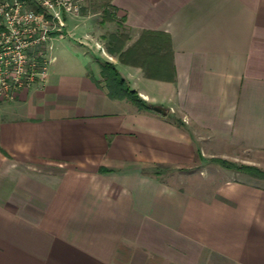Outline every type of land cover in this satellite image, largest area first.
<instances>
[{
    "label": "crops",
    "instance_id": "obj_1",
    "mask_svg": "<svg viewBox=\"0 0 264 264\" xmlns=\"http://www.w3.org/2000/svg\"><path fill=\"white\" fill-rule=\"evenodd\" d=\"M109 3L135 33L122 57L71 17L44 86L0 103V264H264V186L149 171L193 165L194 131L264 155V0ZM142 36L173 70L138 62ZM105 62L166 116L112 98Z\"/></svg>",
    "mask_w": 264,
    "mask_h": 264
},
{
    "label": "built area",
    "instance_id": "obj_2",
    "mask_svg": "<svg viewBox=\"0 0 264 264\" xmlns=\"http://www.w3.org/2000/svg\"><path fill=\"white\" fill-rule=\"evenodd\" d=\"M81 10L82 0H0V103L44 86L52 43Z\"/></svg>",
    "mask_w": 264,
    "mask_h": 264
},
{
    "label": "rangeland",
    "instance_id": "obj_3",
    "mask_svg": "<svg viewBox=\"0 0 264 264\" xmlns=\"http://www.w3.org/2000/svg\"><path fill=\"white\" fill-rule=\"evenodd\" d=\"M110 13L109 18L101 23L103 9ZM81 14L90 15L96 19L103 29L98 32L97 40H100L99 50L108 52L107 43L103 39L111 40L114 35L120 36L124 44L135 37V33H130L124 29L121 19L117 17L114 9L109 5V0H82ZM82 25V24H81ZM80 25V26H81ZM88 25V24H87ZM91 25V24H90ZM88 31V26L83 29ZM103 34V35H101ZM144 45L136 51L138 62L146 63L153 68H160L161 71L168 70L169 50L165 39H160L153 44L148 36H142ZM104 48V50H103ZM56 55L57 52H55ZM108 54V53H107ZM91 57V56H90ZM169 72V70H168ZM196 140V160L193 165L186 168L176 167H154L149 169L152 174L159 176L162 180L172 182L184 187L199 184L202 188H212L229 180H254L264 186V155L251 152L245 149L230 147L213 140L205 132L194 131ZM242 166L254 167L260 171L255 173L241 169Z\"/></svg>",
    "mask_w": 264,
    "mask_h": 264
},
{
    "label": "trees",
    "instance_id": "obj_4",
    "mask_svg": "<svg viewBox=\"0 0 264 264\" xmlns=\"http://www.w3.org/2000/svg\"><path fill=\"white\" fill-rule=\"evenodd\" d=\"M110 5V3H109ZM111 6V5H110ZM109 12L106 10V8L103 9V19L101 23H104L109 18ZM109 48L108 52L111 54L119 53L120 57L124 55L125 52L122 53L124 48V42L121 40L120 36L114 35L111 40L108 41ZM144 68L148 70V74L152 76H162L160 73L157 74H151L149 72L148 65H143ZM170 69H172V65L170 66ZM160 70V68H158ZM172 72V71H171ZM101 73L102 77L104 78L106 85L109 89V95L112 98H123L128 100L130 103H132L134 106H136L139 110L143 111H149L153 112L162 116H166L165 109L162 107L154 106L151 104L146 103L136 91L132 90L125 82V80L122 78V76L118 73L115 66L112 63L105 62L101 64ZM241 169L246 170L247 172L252 171L255 173H260V171L254 167L249 166H242ZM251 173V172H249Z\"/></svg>",
    "mask_w": 264,
    "mask_h": 264
}]
</instances>
